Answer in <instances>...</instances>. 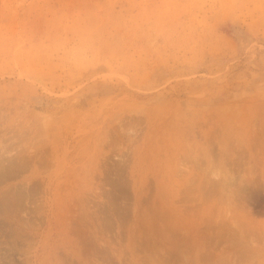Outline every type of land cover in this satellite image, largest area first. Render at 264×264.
Listing matches in <instances>:
<instances>
[{"label":"rangeland","instance_id":"1","mask_svg":"<svg viewBox=\"0 0 264 264\" xmlns=\"http://www.w3.org/2000/svg\"><path fill=\"white\" fill-rule=\"evenodd\" d=\"M0 264H264V0H0Z\"/></svg>","mask_w":264,"mask_h":264},{"label":"bare ground","instance_id":"2","mask_svg":"<svg viewBox=\"0 0 264 264\" xmlns=\"http://www.w3.org/2000/svg\"><path fill=\"white\" fill-rule=\"evenodd\" d=\"M246 232H248V233H252V232H250V231H246Z\"/></svg>","mask_w":264,"mask_h":264}]
</instances>
